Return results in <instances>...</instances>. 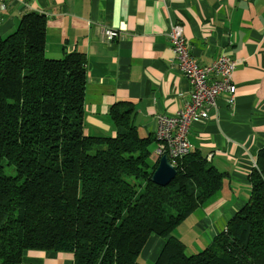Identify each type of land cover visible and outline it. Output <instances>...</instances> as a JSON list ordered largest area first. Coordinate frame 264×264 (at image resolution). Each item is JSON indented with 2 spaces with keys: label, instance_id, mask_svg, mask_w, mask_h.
<instances>
[{
  "label": "trees",
  "instance_id": "trees-1",
  "mask_svg": "<svg viewBox=\"0 0 264 264\" xmlns=\"http://www.w3.org/2000/svg\"><path fill=\"white\" fill-rule=\"evenodd\" d=\"M46 45L47 18L32 11L0 34V264H21L26 251L142 264L152 236L166 239L155 264H264V148L246 205L188 254L173 231L221 192L226 175L193 150L167 187L152 183L160 157L150 163L155 141L140 135L133 109L111 108L115 137L87 136V57L51 59Z\"/></svg>",
  "mask_w": 264,
  "mask_h": 264
},
{
  "label": "crops",
  "instance_id": "crops-1",
  "mask_svg": "<svg viewBox=\"0 0 264 264\" xmlns=\"http://www.w3.org/2000/svg\"><path fill=\"white\" fill-rule=\"evenodd\" d=\"M30 11L47 18L49 58L73 52L87 57V136L115 137L111 108L128 103L140 135L153 138L156 151L157 117L176 114L192 92L168 37L173 25L183 26L199 65L222 55L238 63L232 104L226 93L220 95L210 117L194 122L188 136L194 150L226 175L221 192L191 215L189 233L211 243L246 205L250 175L264 148V0H0V34L13 32ZM107 30L120 38L109 41ZM165 243L150 237L143 264L155 263ZM74 262L68 252L26 251L21 264Z\"/></svg>",
  "mask_w": 264,
  "mask_h": 264
},
{
  "label": "built area",
  "instance_id": "built-area-1",
  "mask_svg": "<svg viewBox=\"0 0 264 264\" xmlns=\"http://www.w3.org/2000/svg\"><path fill=\"white\" fill-rule=\"evenodd\" d=\"M106 37L113 41L120 38V34L107 30ZM168 37L178 69L192 87L190 101L180 111L174 115L157 117L155 154L160 158L166 155L169 163L175 166L178 160L194 150L188 139L192 124L198 120H207L223 93L228 95V103L232 104L236 93L233 78L238 63L231 57L222 55L209 65H199L190 53L182 25L171 26Z\"/></svg>",
  "mask_w": 264,
  "mask_h": 264
},
{
  "label": "rangeland",
  "instance_id": "rangeland-1",
  "mask_svg": "<svg viewBox=\"0 0 264 264\" xmlns=\"http://www.w3.org/2000/svg\"><path fill=\"white\" fill-rule=\"evenodd\" d=\"M151 152H152V156L150 158V163H152L153 160H156L157 155L155 154V149L154 146H152L151 148ZM159 159V157H158ZM189 227H192V216L188 217L187 219H185L174 231L173 233H175L176 235H179L180 238H182L185 241V245L188 249V254H197L198 252H201L202 250H204L208 245H211V243H207L205 240H203L202 238H199L197 236H195L196 233L190 231L189 233ZM187 233V236H183V232ZM190 235V236H189ZM208 244V245H207ZM143 258L142 255L141 257H139V262L143 264ZM155 264V263H153Z\"/></svg>",
  "mask_w": 264,
  "mask_h": 264
},
{
  "label": "water",
  "instance_id": "water-1",
  "mask_svg": "<svg viewBox=\"0 0 264 264\" xmlns=\"http://www.w3.org/2000/svg\"><path fill=\"white\" fill-rule=\"evenodd\" d=\"M178 172L175 167L169 163L165 155L159 160L158 168L152 176V183L160 187H167L177 176Z\"/></svg>",
  "mask_w": 264,
  "mask_h": 264
}]
</instances>
